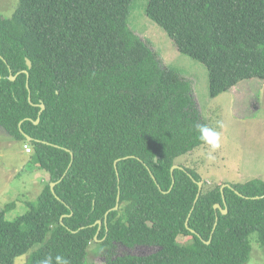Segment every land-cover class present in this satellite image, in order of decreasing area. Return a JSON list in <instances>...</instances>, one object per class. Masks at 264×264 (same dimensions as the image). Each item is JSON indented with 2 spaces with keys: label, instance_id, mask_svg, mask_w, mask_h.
Here are the masks:
<instances>
[{
  "label": "trees",
  "instance_id": "1",
  "mask_svg": "<svg viewBox=\"0 0 264 264\" xmlns=\"http://www.w3.org/2000/svg\"><path fill=\"white\" fill-rule=\"evenodd\" d=\"M18 1L0 14V128L31 146L48 179L25 214L0 209V264L28 253L26 264H86L96 243L106 264H247L249 236L264 246V181L203 187L194 205L202 177L184 166L172 175L205 145L197 126L207 124L191 81L130 28L133 0ZM146 14L206 66L211 97L264 81V0H149ZM119 244L158 249L121 256Z\"/></svg>",
  "mask_w": 264,
  "mask_h": 264
},
{
  "label": "rangeland",
  "instance_id": "2",
  "mask_svg": "<svg viewBox=\"0 0 264 264\" xmlns=\"http://www.w3.org/2000/svg\"><path fill=\"white\" fill-rule=\"evenodd\" d=\"M148 3L149 0H133L130 28L157 53L163 66L191 81L201 120L221 134V147L214 153V159L207 158L205 144L180 157L177 166L195 170L206 189L255 179L264 181V81H244L224 94L211 97L206 66L178 52L164 29L148 18ZM18 4V0H0V14L11 17ZM218 121L223 122V128L217 127ZM24 144L0 128V209L6 211L8 220L25 214L31 204L37 203L48 179L47 173L33 162L32 153L25 152ZM178 240L184 243L188 238L181 236ZM249 241L251 254L247 264H264V246L258 234H251ZM157 249L156 246L128 248L119 244L116 255L147 256ZM99 250L97 243L92 246L86 264H106L98 255ZM30 254L16 258L14 264H26Z\"/></svg>",
  "mask_w": 264,
  "mask_h": 264
},
{
  "label": "clouds",
  "instance_id": "3",
  "mask_svg": "<svg viewBox=\"0 0 264 264\" xmlns=\"http://www.w3.org/2000/svg\"><path fill=\"white\" fill-rule=\"evenodd\" d=\"M218 128H223V122H217ZM197 130L200 134L199 138L208 146V159H214V153L221 147V134L216 128L207 125H198ZM26 144H24L25 146ZM29 145V144H28ZM203 184V183H202ZM40 264H70V261L60 255L55 256L54 260L51 255L40 261Z\"/></svg>",
  "mask_w": 264,
  "mask_h": 264
},
{
  "label": "water",
  "instance_id": "4",
  "mask_svg": "<svg viewBox=\"0 0 264 264\" xmlns=\"http://www.w3.org/2000/svg\"><path fill=\"white\" fill-rule=\"evenodd\" d=\"M27 66H28L29 69L32 68V63H31L30 60H27ZM22 73L26 74L27 77L29 78V71H23ZM10 79H11L12 81H14V80L16 79V77H11ZM29 101L31 102V96H29ZM40 108H41V111L39 112V115H41L42 112L45 110V105H42V104H41V105H40ZM39 121H40V117L37 119V121H36L35 123L38 124ZM25 137H26L27 140H29V141H33V138H32V137H30V136H28V135H25ZM72 158H73V155H72ZM157 160H158V158H156V161H157ZM117 162H118V161H117ZM117 162H115V166H116V168H117ZM177 168L183 169L182 167H179V166H177V165L173 166V168L171 169V173H172V175H173V173H174V170L177 169ZM117 175H119L118 172H117ZM64 176H65V175H64ZM63 178H64V177H63ZM174 182H175V181L173 180V185H174ZM173 185H172L171 189L173 188ZM202 185H203L202 182H198L199 190H198V194H197V196H196V200H195V202H194V205H196V203H197V201H198V199H199V197H200V195H201V193H202V189H203V186H202ZM55 186H56V183H52V184H51V190L53 191V193H55V191H54ZM226 186H229V185H225V184H224V185L221 186V192H222V194H224V188H225ZM119 201H120V197L118 196V198H117V204H116V206L114 207V209L111 210V211L118 210V208H119ZM224 202H225V198H224ZM215 209H216V210H217V209L221 210V212H222L223 214H227V213H228L227 208L223 209V208L221 207L220 204L215 205ZM111 211L107 212L106 215H105V222H106V224H107V218H108V215H109V213H110ZM217 219H218V218H217ZM188 222H189V219H188L187 222H186V226H188ZM216 223H217V222H216ZM96 224L99 225L98 233H97V235L95 236V241L97 242V241H99V240H98V235H99V233H100V229H101L103 223H102L101 221H98ZM94 225H95V224H94ZM206 243L209 244L210 241H208V242H206Z\"/></svg>",
  "mask_w": 264,
  "mask_h": 264
},
{
  "label": "built area",
  "instance_id": "5",
  "mask_svg": "<svg viewBox=\"0 0 264 264\" xmlns=\"http://www.w3.org/2000/svg\"><path fill=\"white\" fill-rule=\"evenodd\" d=\"M24 148H25V152H26V153H31V152H32V148H31L30 145L26 144V145L24 146Z\"/></svg>",
  "mask_w": 264,
  "mask_h": 264
}]
</instances>
